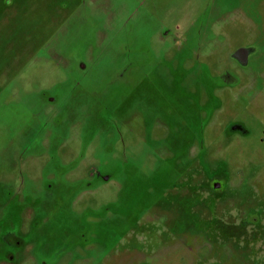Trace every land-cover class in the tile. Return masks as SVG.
Instances as JSON below:
<instances>
[{"label": "rangeland", "instance_id": "374dc122", "mask_svg": "<svg viewBox=\"0 0 264 264\" xmlns=\"http://www.w3.org/2000/svg\"><path fill=\"white\" fill-rule=\"evenodd\" d=\"M0 264H264V0H0Z\"/></svg>", "mask_w": 264, "mask_h": 264}, {"label": "flooded vegetation", "instance_id": "af4514ba", "mask_svg": "<svg viewBox=\"0 0 264 264\" xmlns=\"http://www.w3.org/2000/svg\"><path fill=\"white\" fill-rule=\"evenodd\" d=\"M7 258H8L9 261H13V254H8Z\"/></svg>", "mask_w": 264, "mask_h": 264}]
</instances>
